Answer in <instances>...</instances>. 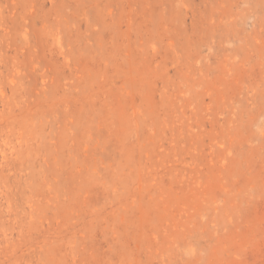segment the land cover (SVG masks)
Listing matches in <instances>:
<instances>
[{"label":"rangeland","instance_id":"rangeland-1","mask_svg":"<svg viewBox=\"0 0 264 264\" xmlns=\"http://www.w3.org/2000/svg\"><path fill=\"white\" fill-rule=\"evenodd\" d=\"M0 264H264V0H0Z\"/></svg>","mask_w":264,"mask_h":264}]
</instances>
